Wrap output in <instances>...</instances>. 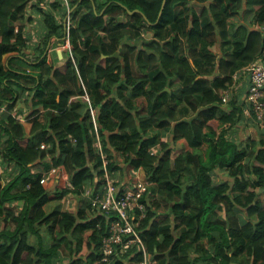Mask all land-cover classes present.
Here are the masks:
<instances>
[{"label":"trees","instance_id":"trees-1","mask_svg":"<svg viewBox=\"0 0 264 264\" xmlns=\"http://www.w3.org/2000/svg\"><path fill=\"white\" fill-rule=\"evenodd\" d=\"M44 1L0 0V264L100 262L112 217L86 201L69 215L59 201L98 190L105 171L133 182L138 168L149 184L138 227L149 264H264V129L248 119L257 139L229 137L244 103L220 101L236 71L264 59V0H166L158 22L163 0ZM34 2L46 32L30 60L22 30ZM254 8L249 25H234ZM63 37L69 50L47 64L48 41ZM181 139L190 149L173 158ZM58 165L68 181L50 196L42 171ZM143 260L134 243L107 264Z\"/></svg>","mask_w":264,"mask_h":264},{"label":"built area","instance_id":"built-area-1","mask_svg":"<svg viewBox=\"0 0 264 264\" xmlns=\"http://www.w3.org/2000/svg\"><path fill=\"white\" fill-rule=\"evenodd\" d=\"M64 19L67 22L68 16ZM256 28L264 35V25ZM65 34L67 35L68 33L65 32ZM242 74L248 79L243 115L245 118L255 121L254 124L264 129V59L258 58L246 68L238 70L232 75L234 87L221 92V105L223 108H227L231 100H235L237 81ZM89 111L94 117L96 110L89 106ZM42 112L40 110V113ZM96 138L95 147L98 153L102 155L99 138ZM41 149H45V146L41 145ZM155 151L156 148L154 147L151 150V154H154ZM106 165L107 162L104 161V168ZM61 171L60 165L51 167L45 172L42 171L40 183L47 186L54 184V187L57 185L60 189H63L68 179L62 175ZM131 177L133 179L132 185L122 186V182L116 184L114 179L105 171L104 183L98 190L94 191L91 188H87L81 196L68 193L59 201L68 214L77 212L82 207V201H86L90 210L97 214L112 217L108 224L107 234L102 239L101 261L96 264L109 263L118 247L125 252L134 243L139 244L144 253V260L139 264H149L150 262V255L146 254L138 230L141 221L146 216L148 207L146 196L149 184L142 168L131 171Z\"/></svg>","mask_w":264,"mask_h":264},{"label":"crops","instance_id":"crops-1","mask_svg":"<svg viewBox=\"0 0 264 264\" xmlns=\"http://www.w3.org/2000/svg\"><path fill=\"white\" fill-rule=\"evenodd\" d=\"M44 2H45L44 7L46 9H51V7L48 6V4H51L52 0H45ZM34 4H35V6H33L31 4L26 11V16L24 18V25H23V30H22L23 35L25 37H27V54H28V59H30V60H34V58L36 56H39V46H42V44L39 43L40 41H38L36 45L34 44L33 47H31L29 45V42L31 44V37H29V36L32 35L33 33H35L36 29L43 28L44 29L43 36L40 38V39H42V38H44V35L46 32L45 31L46 27H45L44 20H43L44 17L36 9V7H38L40 4L36 5L35 2H34ZM254 9L255 10H253V9L243 10V12L241 13V17L234 20V22H233V23H235L234 25L235 26L240 25V24L249 25L251 19L253 18V12H256L257 8H254ZM248 10H250L251 12H249ZM151 37H152V33L141 35V38H143V39L146 38L147 40L151 39ZM63 40H64V37L61 39L52 38L48 41L47 48L44 52V55H46V63L47 64H55L58 60H61L63 58V53L68 51V43L65 42V44H64ZM60 41H61V43H60ZM11 56H15V55H11ZM215 59H217V57H215ZM217 63H218V60H217ZM247 89H248V79L244 74H242L241 77L237 81L235 95H234L235 101L237 103H241V104L244 103ZM17 109H19L20 111L23 110V109H21V107L17 108ZM21 119H22L21 120L22 124L25 127H27L29 130L31 127V123L29 122L30 118L27 115H24ZM258 133H257V130H256L253 122L248 121V118H244L239 123H237V125L235 127H233L231 135H229V137H234L236 139H238V138L243 139V138L251 137L252 139H257ZM161 137H162L163 141H167V142L170 141V137H169L168 132H163L161 134ZM170 147L172 150L171 156L173 158L182 152L189 151V149H190L188 147L186 141L183 139L178 140L175 143L171 142ZM38 168H39L38 165H36L35 169H38ZM49 169H50V167L48 168V170ZM217 173H218V175L214 176L213 179L216 183H219V182H221V177L222 176L224 177L226 175L223 172L217 171ZM130 176H131V171H130ZM126 182H127V179H124L123 182L121 183V185L122 186H131L132 185V182H128V183H126ZM50 186H48V187H50ZM51 188L52 189H51V195L50 196H52L53 192L55 191L54 190V184L52 185ZM258 201L264 202V192L263 191L259 194ZM59 205H60L61 211L63 213H66V211L63 209L62 204L59 203ZM66 214H68V213H66ZM74 214H76V212H74L73 214H69V215H74ZM222 214H224L223 211L217 210L218 216H221ZM1 226H3V224L1 223V220H0V227ZM236 264H242V263L238 262Z\"/></svg>","mask_w":264,"mask_h":264},{"label":"rangeland","instance_id":"rangeland-1","mask_svg":"<svg viewBox=\"0 0 264 264\" xmlns=\"http://www.w3.org/2000/svg\"><path fill=\"white\" fill-rule=\"evenodd\" d=\"M61 22H62V24L64 25V26H66V19H61L60 20ZM46 27V26H45ZM43 32H44V29L43 28H40V29H36L35 30V33H33L32 35H30L29 37H31V44H30V42H29V45L31 46V47H33V45L35 44H37V42L38 41H40L39 43H41V41H42V39H40L42 36H43ZM37 39V40H36ZM62 41V40H61ZM61 41H60V43H61ZM34 50V49H33ZM32 51V50H31ZM13 55H15V56H17V54H13ZM10 55H7V56H5V57H9ZM32 62V61H31ZM27 71H29V72H31V71H33L32 69H30V67H27ZM20 107H22V104L19 102V104L17 105V107H16V109L17 108H20ZM24 109H26V108H24ZM216 121H214L212 124L213 125H217V122L215 123ZM26 128V130L28 131V128L27 127H25ZM205 147H206V145H204ZM131 177V176H130ZM60 189V188H59ZM55 192V191H54ZM53 192V193H54ZM50 195H51V192H50ZM148 196L149 195H147L146 196V199H147V201H149L148 199ZM1 227H3V226H1Z\"/></svg>","mask_w":264,"mask_h":264},{"label":"water","instance_id":"water-1","mask_svg":"<svg viewBox=\"0 0 264 264\" xmlns=\"http://www.w3.org/2000/svg\"><path fill=\"white\" fill-rule=\"evenodd\" d=\"M166 5V0H163L162 1V5H161V9H160V11H159V14H158V19H157V22L159 21V19H160V17H161V15H162V11H163V8H164V6ZM141 13V12H139L138 10H135V11H133V12H129V14H133V13ZM144 19L146 20V18L144 17ZM86 112V111H85ZM84 112V113H85Z\"/></svg>","mask_w":264,"mask_h":264},{"label":"clouds","instance_id":"clouds-1","mask_svg":"<svg viewBox=\"0 0 264 264\" xmlns=\"http://www.w3.org/2000/svg\"><path fill=\"white\" fill-rule=\"evenodd\" d=\"M65 36H67V35L65 34ZM65 42L68 43V41H65ZM65 42H64V44H65ZM68 47H69V44H68ZM86 111H89V106L87 107Z\"/></svg>","mask_w":264,"mask_h":264}]
</instances>
